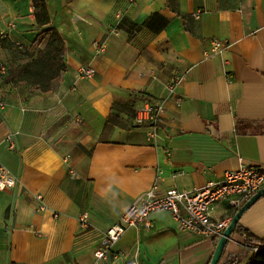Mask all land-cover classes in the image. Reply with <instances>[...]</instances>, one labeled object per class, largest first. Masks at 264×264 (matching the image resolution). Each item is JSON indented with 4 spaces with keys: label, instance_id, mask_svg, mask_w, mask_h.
<instances>
[{
    "label": "crops",
    "instance_id": "1",
    "mask_svg": "<svg viewBox=\"0 0 264 264\" xmlns=\"http://www.w3.org/2000/svg\"><path fill=\"white\" fill-rule=\"evenodd\" d=\"M46 1L51 23L39 26L33 0H0V40L40 49L55 27L67 46L51 90L0 71V163L16 180L0 189V264H209L219 238L183 228L167 210L152 214L151 228H130L113 246L118 258L95 251L154 186L197 189L240 158L264 167V0ZM145 21L131 37L128 24ZM216 40L226 46L216 50ZM83 64L96 74L80 78ZM149 97L165 106L154 126L136 121ZM236 211L224 201L212 216ZM238 225L264 238V194ZM244 242L236 228L219 264Z\"/></svg>",
    "mask_w": 264,
    "mask_h": 264
},
{
    "label": "built area",
    "instance_id": "2",
    "mask_svg": "<svg viewBox=\"0 0 264 264\" xmlns=\"http://www.w3.org/2000/svg\"><path fill=\"white\" fill-rule=\"evenodd\" d=\"M133 1V0H132ZM215 49L220 50L226 46L216 40ZM95 49L98 53L105 51V43H97ZM80 78H91L96 74V68L91 65H80L77 69ZM173 85L170 86V89ZM5 107V102L0 99V108ZM164 103L155 97L149 99L136 111V121L139 124L149 123L157 125L163 112ZM153 137L156 134L152 135ZM10 149L17 147L15 133L7 136ZM15 178L9 169L0 163V189L13 188ZM264 188V167L257 164H247L240 158L236 168L225 171L218 181H208L204 186L193 190L170 188L164 193L158 192L154 186L145 196L138 198L130 204L121 214L119 220L106 230L95 251L99 258H107L109 253L118 258L120 253L113 252V246L132 227L144 226L151 228L152 214L158 211H170L183 228L195 231L204 236L220 238L231 222V218L215 219L212 211L215 206L227 201L238 210L253 194ZM41 202L39 209L46 210L43 195H36ZM59 213H55L58 217ZM82 229L90 227L89 213L83 212L79 218ZM255 248L254 251H258ZM250 261L245 264H249ZM10 264H19L16 262ZM127 264H139L137 260L130 259Z\"/></svg>",
    "mask_w": 264,
    "mask_h": 264
},
{
    "label": "trees",
    "instance_id": "3",
    "mask_svg": "<svg viewBox=\"0 0 264 264\" xmlns=\"http://www.w3.org/2000/svg\"><path fill=\"white\" fill-rule=\"evenodd\" d=\"M33 2L36 7V18L39 26L50 24L51 15L47 1L33 0ZM147 21L142 24H128L127 30L130 36L133 37L139 32L147 24ZM46 33L49 34V39L43 48L38 49L34 60L11 70L9 75L5 77L6 81L17 82L19 80H29L38 84L44 91L51 90L53 80L67 69L65 59L67 46L63 35L57 28L52 27ZM0 47H10L16 50L23 49L12 41L3 40H0ZM240 124L241 122H239ZM237 228L245 236L244 250L241 253L229 254L221 264H242L243 260L251 252L252 258L249 264H264V257L262 262L259 259L260 254L264 255V238H259L240 225H237ZM255 248H259L258 251H254Z\"/></svg>",
    "mask_w": 264,
    "mask_h": 264
},
{
    "label": "water",
    "instance_id": "4",
    "mask_svg": "<svg viewBox=\"0 0 264 264\" xmlns=\"http://www.w3.org/2000/svg\"><path fill=\"white\" fill-rule=\"evenodd\" d=\"M264 194V188L257 191L255 194H253L233 215L232 220L228 227L225 229L222 236L219 238L218 243L216 245L213 257L209 264H219L223 251L225 248V245L235 229L237 228V225L239 223V220L243 216V214L258 200L262 197Z\"/></svg>",
    "mask_w": 264,
    "mask_h": 264
},
{
    "label": "rangeland",
    "instance_id": "5",
    "mask_svg": "<svg viewBox=\"0 0 264 264\" xmlns=\"http://www.w3.org/2000/svg\"><path fill=\"white\" fill-rule=\"evenodd\" d=\"M38 47L39 46L34 45V46L30 47L29 49L23 48L22 50H16V49H13L10 47H6L8 49H11L10 53H12V51H15L13 53H15V55H17L16 57H11V55L6 53L7 51L4 48L0 47L1 48L0 52L6 53V54H4V56L0 55V58L3 57V61L0 60V71H5L4 73L3 72L2 73L6 75V73L8 74L12 69H15V68H17L23 64H26L27 62H32L36 56H34V58H32V59H29V61H24V60L28 57L31 58V56L36 55L37 51H38ZM5 58L9 59L8 62L4 61ZM263 257H264L263 254L259 255V259L261 260L260 262L263 261ZM251 258L252 257H250V259L248 261H251Z\"/></svg>",
    "mask_w": 264,
    "mask_h": 264
}]
</instances>
